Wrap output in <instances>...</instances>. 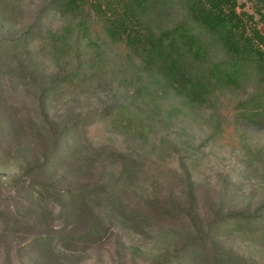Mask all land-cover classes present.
Returning <instances> with one entry per match:
<instances>
[{"label": "rangeland", "instance_id": "rangeland-1", "mask_svg": "<svg viewBox=\"0 0 264 264\" xmlns=\"http://www.w3.org/2000/svg\"><path fill=\"white\" fill-rule=\"evenodd\" d=\"M53 1L0 0V264H264V78L196 103L107 35L119 0Z\"/></svg>", "mask_w": 264, "mask_h": 264}, {"label": "trees", "instance_id": "trees-1", "mask_svg": "<svg viewBox=\"0 0 264 264\" xmlns=\"http://www.w3.org/2000/svg\"><path fill=\"white\" fill-rule=\"evenodd\" d=\"M119 1L117 17L105 21L107 35L122 40L177 95L203 104L219 89L264 78V35L251 13L237 10V0ZM52 5L81 15L82 0Z\"/></svg>", "mask_w": 264, "mask_h": 264}]
</instances>
